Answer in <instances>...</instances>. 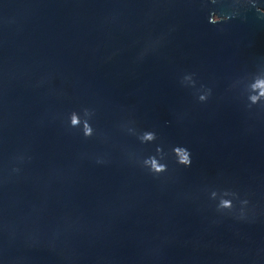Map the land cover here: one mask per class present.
Wrapping results in <instances>:
<instances>
[{"label":"water","instance_id":"95a60500","mask_svg":"<svg viewBox=\"0 0 264 264\" xmlns=\"http://www.w3.org/2000/svg\"><path fill=\"white\" fill-rule=\"evenodd\" d=\"M0 264H264V0H0Z\"/></svg>","mask_w":264,"mask_h":264},{"label":"clouds","instance_id":"9594fccd","mask_svg":"<svg viewBox=\"0 0 264 264\" xmlns=\"http://www.w3.org/2000/svg\"><path fill=\"white\" fill-rule=\"evenodd\" d=\"M190 163V161H187V164H189ZM157 171H160V169H157Z\"/></svg>","mask_w":264,"mask_h":264}]
</instances>
